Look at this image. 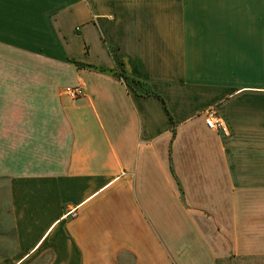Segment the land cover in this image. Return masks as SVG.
Here are the masks:
<instances>
[{
	"label": "crops",
	"instance_id": "1",
	"mask_svg": "<svg viewBox=\"0 0 264 264\" xmlns=\"http://www.w3.org/2000/svg\"><path fill=\"white\" fill-rule=\"evenodd\" d=\"M253 49L264 0H0V264H264Z\"/></svg>",
	"mask_w": 264,
	"mask_h": 264
},
{
	"label": "built area",
	"instance_id": "2",
	"mask_svg": "<svg viewBox=\"0 0 264 264\" xmlns=\"http://www.w3.org/2000/svg\"><path fill=\"white\" fill-rule=\"evenodd\" d=\"M63 93L71 99H77L83 96V91L80 87H69L65 88ZM205 125L209 129H218L225 132V128L222 123L216 119V115L213 112L205 114Z\"/></svg>",
	"mask_w": 264,
	"mask_h": 264
},
{
	"label": "rangeland",
	"instance_id": "3",
	"mask_svg": "<svg viewBox=\"0 0 264 264\" xmlns=\"http://www.w3.org/2000/svg\"><path fill=\"white\" fill-rule=\"evenodd\" d=\"M254 10H257V9H254V8H253V11H254ZM78 45H79V43L76 42V45L73 46V49H74L75 51H79ZM255 51H256V52H255ZM77 54H78V53H77ZM243 58L246 59V57H243ZM253 62H262V63H264V55H263V54H260L259 50H254V49H253Z\"/></svg>",
	"mask_w": 264,
	"mask_h": 264
},
{
	"label": "trees",
	"instance_id": "4",
	"mask_svg": "<svg viewBox=\"0 0 264 264\" xmlns=\"http://www.w3.org/2000/svg\"><path fill=\"white\" fill-rule=\"evenodd\" d=\"M77 67H81L83 65H81L80 63H77V62H73Z\"/></svg>",
	"mask_w": 264,
	"mask_h": 264
}]
</instances>
